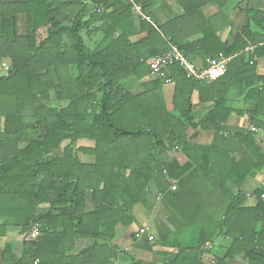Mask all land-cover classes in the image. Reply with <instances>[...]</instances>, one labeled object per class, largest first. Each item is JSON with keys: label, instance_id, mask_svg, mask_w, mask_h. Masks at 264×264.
Segmentation results:
<instances>
[{"label": "trees", "instance_id": "16d2710c", "mask_svg": "<svg viewBox=\"0 0 264 264\" xmlns=\"http://www.w3.org/2000/svg\"><path fill=\"white\" fill-rule=\"evenodd\" d=\"M173 1L181 14L162 23L152 11L158 0H0V66L9 65L0 74V234L8 226L25 233L40 224L38 241L23 240L20 257L6 245L3 260L12 253L7 264H114L118 227L131 223L133 207L145 200L159 149L185 143L187 129L197 126L195 90L215 102L199 121L202 129L218 130L226 121L232 112L226 94L234 85L256 102L251 116L263 125L256 117L264 114V76L257 75L255 59L264 56V10L246 7V24L223 41L218 30L225 14L205 17L197 0ZM134 4L148 17L139 26ZM197 33L202 36L190 40ZM139 34L146 35L135 39ZM172 45L193 62L233 58L213 82L187 78L172 65L165 75L173 81L166 83L148 61ZM131 84L143 90L132 92ZM170 84L172 109L165 94ZM240 138L255 146L254 169L261 170L264 154L255 134ZM80 140L94 146L77 147ZM79 152L93 161H82ZM262 193L264 186L251 210L239 208L242 199L233 201L223 258L182 249L170 264H232L240 252L246 264H264V228L255 232L258 222L264 224ZM89 200L92 211L86 210ZM42 205L46 211L38 210ZM235 215L246 217L238 229L229 226ZM82 239L92 244L79 248Z\"/></svg>", "mask_w": 264, "mask_h": 264}, {"label": "crops", "instance_id": "0c3cea01", "mask_svg": "<svg viewBox=\"0 0 264 264\" xmlns=\"http://www.w3.org/2000/svg\"><path fill=\"white\" fill-rule=\"evenodd\" d=\"M197 3L205 17L220 12L226 15L227 19L220 21L222 28L218 30L223 41H232L235 32L246 24V7L253 6L264 10V0H232L226 5L210 0H197ZM152 11L162 23L181 14L173 0H158V5ZM133 13V21L139 26L142 16ZM145 35H136L135 39ZM201 36V33H197L190 40H197ZM206 61H198L196 64L204 66ZM255 65L257 75L264 76V56L256 57ZM131 85L129 89L132 92L143 90L138 84L135 89ZM173 92L174 84L168 85L165 94L169 97V109H172ZM226 97L227 106L232 112L220 125V129L205 130L200 127L199 121L207 117L215 102L203 100L197 90L192 93L191 114L193 123L197 126L187 129L188 139L185 143L159 149L145 200L133 207L131 223L118 227L113 240L117 249L111 252L114 262L170 264L182 249L211 251L219 258L225 256L230 246V239L225 236V216L229 208L235 199H242L240 209H254L259 203L256 192L264 186L263 170L254 169L255 146L251 143L244 144L240 138L253 132L257 145L264 154V114L256 117L263 125H255L251 110L256 102L245 99L239 85L232 86ZM2 126L3 119L0 118V129ZM76 146L91 147L94 142L80 140ZM78 155L84 162L93 161V157L89 155L80 152ZM47 208V205H42L38 210L43 212ZM94 209L95 203L89 200L86 210ZM233 218L234 222L229 226L234 229H238L241 224L245 225L246 217L243 215H235ZM263 228L264 224L258 222L255 232H260ZM206 243H210L211 248H205ZM91 244L90 239L78 241L79 248ZM6 245L12 247L15 257H20L24 248L20 228L8 226L0 234V264H7L12 256V253L8 254L6 262L3 260ZM243 255V252L236 254V258L230 262L246 264Z\"/></svg>", "mask_w": 264, "mask_h": 264}, {"label": "built area", "instance_id": "2783aa9c", "mask_svg": "<svg viewBox=\"0 0 264 264\" xmlns=\"http://www.w3.org/2000/svg\"><path fill=\"white\" fill-rule=\"evenodd\" d=\"M133 10L135 13L140 14L142 18L148 19V17L142 13V9L139 5L134 4ZM248 51H253V47L246 48V52ZM230 59L231 57L219 54L216 57L208 58L204 66H199L196 62L188 60L177 46L172 45L170 51L149 59L148 65L150 71L163 78L166 83H171L173 81L170 77L165 75L168 67L172 65H179L186 73L187 78L210 83L226 73ZM8 69V63H2L0 66V73L5 74ZM253 130H255V128H253ZM262 170L264 172V165ZM260 199L264 202V193L261 194ZM39 227V223H33L30 229L24 233L23 240L26 242H37ZM204 247L211 248V244L206 243ZM114 264L118 263L114 262Z\"/></svg>", "mask_w": 264, "mask_h": 264}, {"label": "rangeland", "instance_id": "374dc122", "mask_svg": "<svg viewBox=\"0 0 264 264\" xmlns=\"http://www.w3.org/2000/svg\"><path fill=\"white\" fill-rule=\"evenodd\" d=\"M1 74V73H0ZM136 84H133V85H131V87L133 88V89H135L137 86H135ZM56 106H65L66 105V103L65 102H57V103H54ZM22 234V236L24 235V233H21Z\"/></svg>", "mask_w": 264, "mask_h": 264}]
</instances>
